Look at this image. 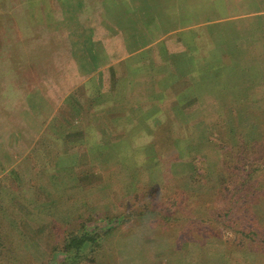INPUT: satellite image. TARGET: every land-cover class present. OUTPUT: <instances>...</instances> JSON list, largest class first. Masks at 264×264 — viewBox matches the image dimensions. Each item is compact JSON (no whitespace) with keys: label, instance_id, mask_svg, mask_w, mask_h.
Masks as SVG:
<instances>
[{"label":"rangeland","instance_id":"rangeland-1","mask_svg":"<svg viewBox=\"0 0 264 264\" xmlns=\"http://www.w3.org/2000/svg\"><path fill=\"white\" fill-rule=\"evenodd\" d=\"M229 1L203 0L193 35L84 85L68 132L0 143V214L28 238L25 256L3 245L0 264H43L68 226L106 230L112 212L94 264H264V0ZM195 190L212 200L204 221L187 212Z\"/></svg>","mask_w":264,"mask_h":264},{"label":"crops","instance_id":"crops-1","mask_svg":"<svg viewBox=\"0 0 264 264\" xmlns=\"http://www.w3.org/2000/svg\"><path fill=\"white\" fill-rule=\"evenodd\" d=\"M202 2L0 0V143H14L2 147L33 148L53 125L49 134L68 132L72 96L164 38L193 35ZM44 140L40 146L51 147Z\"/></svg>","mask_w":264,"mask_h":264},{"label":"trees","instance_id":"trees-1","mask_svg":"<svg viewBox=\"0 0 264 264\" xmlns=\"http://www.w3.org/2000/svg\"><path fill=\"white\" fill-rule=\"evenodd\" d=\"M227 156H228L227 150H223L221 168L225 167V164L228 158ZM42 168L43 166L38 167L33 172L39 173V169L42 171H45V168H43L44 170ZM225 176H227L226 172H225ZM191 196L196 198V200H192V201L190 200L191 202L189 203L190 205L187 208L188 209L187 212L191 215L197 214L199 219L204 221V219H207L206 212L210 210L209 203L212 201L211 197L207 196L205 193L200 194V192L197 190H195L191 194ZM106 213L107 212H105L104 214ZM112 213H108L110 217L108 214H107V217H105L106 219L109 220L108 223L113 225V226L109 225L106 230L103 228H96V229L89 230L85 226L82 229L79 228L78 230H71L69 229L71 227L68 226L66 230L62 232V235L57 236L58 238H55L53 242L47 245L48 255L50 257L48 261L44 262L43 264H94L95 254L100 248L101 242L104 240L106 236H108L112 231L116 229L114 225L116 221H119L118 220L119 217L114 215L117 213H113V214ZM148 214L161 217L160 212L156 210H150ZM143 215H146V214H143ZM131 216L136 217L135 212H132ZM6 220L7 219H5V217H3L0 214V254H1L2 246L4 245V246L10 247L11 256H14V257L25 256V254H27L28 252L26 249V246L28 245H26L25 241L26 239L28 240V238L25 236V233H21V230L18 231L15 225L10 224L9 220L8 222ZM161 222L163 223L164 228L168 227L169 219H167L166 216H162ZM184 223L185 221L181 222L180 224L184 225ZM202 224H205V223L202 222ZM205 225H201L200 227L204 228ZM81 226L82 224H80V227ZM181 227L182 226H179L176 228L180 229ZM241 234L244 235V232L241 231ZM176 237H179V235H177ZM32 260L34 263L38 262L36 261L34 257L32 258Z\"/></svg>","mask_w":264,"mask_h":264}]
</instances>
